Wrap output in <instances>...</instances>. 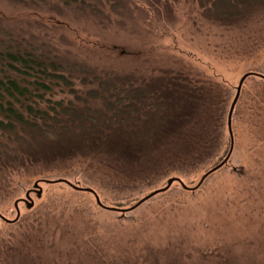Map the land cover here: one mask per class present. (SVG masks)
<instances>
[{
  "label": "rangeland",
  "instance_id": "1",
  "mask_svg": "<svg viewBox=\"0 0 264 264\" xmlns=\"http://www.w3.org/2000/svg\"><path fill=\"white\" fill-rule=\"evenodd\" d=\"M217 1L137 0L145 11L138 15L131 8L130 15L141 26L126 22L123 29L120 21L109 17L110 6L105 17L85 8L74 14L55 12L51 7L60 4L50 1L41 11H26L11 0H0L5 27H27L34 33L39 29L50 35L54 46L71 40L70 49H60L90 67L123 70L114 56L123 46L131 58L151 45L154 64L187 66L229 94L219 151L198 168L179 173L170 169L175 176L169 175L183 186L172 180L166 190L144 198L164 187L170 176L119 188L107 183L103 169L80 157L51 170L19 168L2 175L0 241L20 238L34 256L33 261L21 258L15 264H264V81L257 75L264 76V0H249L231 7L230 13H224ZM58 24L62 30L49 27ZM135 61L138 66L128 61L124 66L140 70L144 58ZM244 73L257 78L250 76L240 85L229 119L231 151L219 168L198 182L229 151L227 108ZM34 182L40 196L32 189L30 209L18 203V219L6 224L3 220L16 217L14 203ZM24 234H32L31 241Z\"/></svg>",
  "mask_w": 264,
  "mask_h": 264
},
{
  "label": "trees",
  "instance_id": "2",
  "mask_svg": "<svg viewBox=\"0 0 264 264\" xmlns=\"http://www.w3.org/2000/svg\"><path fill=\"white\" fill-rule=\"evenodd\" d=\"M11 1L26 11H41L50 1L60 4L51 7L55 12L74 14L85 8L93 16L105 17L110 6L109 17L113 15L123 29L130 22L132 27L141 26L130 14L133 9L138 15L144 10L137 0ZM232 2L218 0L217 4L230 13L231 7L249 0ZM49 27L62 30L61 24ZM54 43L39 29L35 33L27 27L16 30L0 19V178L19 168L51 170L80 157L89 158L103 169L107 183L121 188L148 178L175 176L170 169L179 173L198 168L219 151L229 94L211 78L184 65L154 64L149 57L151 45L131 58L123 46L122 53L114 55L124 68L118 70L90 67L70 58L69 51L59 46L70 49L71 40L66 46L60 40L59 46ZM99 52L106 53L105 49ZM141 58L145 60L141 71L124 66V61L138 66L135 59ZM250 76L255 77L244 80ZM1 183L2 179L0 189ZM31 236L23 235L28 242ZM26 246L20 238L13 243L10 238L1 240L0 264H15L21 258L33 261Z\"/></svg>",
  "mask_w": 264,
  "mask_h": 264
},
{
  "label": "water",
  "instance_id": "3",
  "mask_svg": "<svg viewBox=\"0 0 264 264\" xmlns=\"http://www.w3.org/2000/svg\"><path fill=\"white\" fill-rule=\"evenodd\" d=\"M251 73H253V72H251ZM251 73H244V74H242V76L240 77V79L238 80V82H237V85H236V90H235V94H234V96H233V100L231 101V103H230V105H229V108H228V114H227V119H226V124H227V132H228V135H229V151H228V153L225 155V157L222 159V161L218 164V165H216L215 167H212V168H210L201 178H200V180L198 181V182H200L204 177H206L211 171H213V170H215L216 168H219L220 167V165L222 164V163H224L225 161H226V158L228 157V155H229V153H230V151H231V144H232V135H231V133H230V123H229V119H230V115H231V110H232V107H233V105H234V103H235V101L237 100L236 98H237V96H238V94H239V90H240V85H241V83H242V81L244 80V78L246 77V76H249ZM257 74V73H256ZM258 76H260L262 79H264V76H262V75H260V74H257ZM172 180H175L176 182H178L179 184H180V180L178 179V178H169L168 180H167V182L165 183V185H164V187H161V189H159V190H156V191H153V192H151V193H149V195H147V196H145L144 198H148L150 195H152V194H154V193H157V192H161L162 190H165V189H167L168 187H169V184L170 183H172ZM37 182H34L33 183V185H32V188H31V190L33 189V191H35V194H36V197H39L40 196V194H41V189L37 186ZM181 186H183L182 184H180ZM28 193V192H27ZM27 193H25V196L27 195ZM93 196H94V198H95V200L97 201V197L93 194ZM143 198V199H144ZM29 200V199H28ZM15 205H14V207H15V213H16V217L12 220V221H10V220H3L4 222H10V223H14L17 219H18V216H19V211L16 209L17 207H16V202L14 203ZM25 208L26 209H30V207L32 206V201L30 200L29 202H27V201H25ZM97 204L99 205V203H98V201H97Z\"/></svg>",
  "mask_w": 264,
  "mask_h": 264
},
{
  "label": "flooded vegetation",
  "instance_id": "4",
  "mask_svg": "<svg viewBox=\"0 0 264 264\" xmlns=\"http://www.w3.org/2000/svg\"><path fill=\"white\" fill-rule=\"evenodd\" d=\"M28 193H27V195L25 196V194H24V198L23 199H21V198H18V200L16 201V204L18 205V203H21L22 205H25V201H28V199H29V193L30 192H32V190L30 189L29 191H27ZM16 205V206H17ZM7 224V223H6Z\"/></svg>",
  "mask_w": 264,
  "mask_h": 264
}]
</instances>
